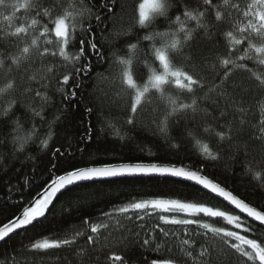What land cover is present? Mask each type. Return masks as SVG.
Wrapping results in <instances>:
<instances>
[{"label":"snow or ice","instance_id":"obj_1","mask_svg":"<svg viewBox=\"0 0 264 264\" xmlns=\"http://www.w3.org/2000/svg\"><path fill=\"white\" fill-rule=\"evenodd\" d=\"M125 17L128 22L117 27L116 20ZM110 23L112 30L105 35ZM201 40L210 48L223 43L224 52L211 58L197 46ZM93 59L107 64V75L94 73ZM237 71L249 73L264 90V0H134L132 4L100 0L99 5L95 0H0V74L5 77L0 83V146L11 144L12 158L23 155L34 161L37 157L27 149L35 144L49 161L41 190L26 202L17 198L12 205L16 211L0 221V244L10 243L15 236L30 241L5 254L0 264H21L17 257L25 251L43 258L52 250L75 251L76 264L93 259L99 264V253L108 247L99 241L113 234L124 248L109 249L106 264H264V204L253 203L215 173L206 172L204 163L195 168L182 160L165 164L95 159L82 164L75 162L70 145L54 143L62 112L73 101L81 103L77 89L83 78L98 75L114 89L102 103L109 111L120 112L131 131L142 126L143 114L148 112L164 142L178 152L181 143L170 129L181 125V135L191 140L202 161H225L230 169L242 154L239 162L244 172L264 190V155L253 158L246 142L238 139L249 125L250 109L243 96L236 98L228 91ZM51 75L59 76L56 91L61 105L49 120L45 109L52 102L47 90ZM210 75L213 83L207 87ZM216 97L224 99L223 107ZM202 99L212 100L211 111ZM258 104L260 116L250 125L254 129L250 139L264 143V99ZM84 111L90 117L93 108L86 106ZM230 111L235 113L231 118ZM107 126L119 135L110 119ZM80 140L85 147L92 141L90 121ZM148 154L156 155L150 148ZM6 158L0 153V171L7 170ZM143 177L174 178L173 184L196 189L194 197L210 196L224 206L197 198L133 196L110 201L111 206L98 214H83V229L69 233L53 228L58 197L72 193L70 201L83 211L91 196L98 195L89 189L127 185ZM24 186H30L27 179ZM13 188L23 195L22 186L8 185L9 199ZM153 217L157 223L149 224ZM193 237H202L203 242L198 244ZM81 238L89 247L73 249ZM172 240L177 242L179 259L162 255V249L172 250ZM89 249L96 253L94 257ZM147 252L156 258L149 259ZM35 255L31 261L24 257V264H38Z\"/></svg>","mask_w":264,"mask_h":264},{"label":"trees","instance_id":"obj_2","mask_svg":"<svg viewBox=\"0 0 264 264\" xmlns=\"http://www.w3.org/2000/svg\"><path fill=\"white\" fill-rule=\"evenodd\" d=\"M50 2V0H49ZM129 4H132L134 0H128ZM195 2V0H193ZM95 3L99 5L100 0H95ZM103 9L101 13H103ZM130 11V8H129ZM127 17L123 21L117 19L116 26L126 24ZM113 25L109 24V29L105 35L112 30ZM99 39V36L97 37ZM197 46L200 47L211 58H214L217 53L224 52V44L218 43L215 47L210 46L204 41H197ZM77 47H79L77 43ZM250 67H253L251 63ZM94 73H104L107 75V64L105 62L97 63L93 59ZM255 70V69H254ZM13 75H17L13 73ZM5 77L0 74V83H3ZM18 79V76H17ZM51 83L47 89L49 95L52 97L51 104L45 109V115L47 119H52V114L60 110L61 98L56 91L58 87L57 81L58 75H51L49 77ZM70 81V85H71ZM213 78L210 75L206 82L207 87H211ZM114 91L113 86L107 80L100 79L98 75H91L83 78L81 88L77 89V100L68 104L67 110L62 112L60 120L56 124L57 136L54 138L56 146L64 145L65 147L71 146L73 154L76 155V161L79 163H85L89 160H106L115 163L119 162H135V161H155L160 163H169L175 161H184L186 164H190L192 167H198L201 163L205 164V171L212 174L215 173L217 178L223 183L227 184L230 188L240 193L243 197L253 201V203L264 204V190L257 186V181L253 180L250 174L244 172L243 164L239 161L242 159V154L238 155L237 161L234 162L232 168H226L225 161H221L219 164L214 162L202 161L198 149L193 145L190 139L181 135L183 127L181 125L173 126L170 129L171 135L176 136L180 143L181 149H170L164 142L161 134L158 133L157 128L151 121L154 119L152 114L146 112L142 117V126L136 131H131L129 126L124 122L122 114L115 108L109 111L108 106L102 102L105 100V94H111ZM228 91L233 96L239 98L243 96L245 100L246 108L250 109L246 119L249 125L245 127L244 131L238 138L240 143L246 142L248 151L255 159H260L264 155V143L259 140L250 139L254 129L250 126L255 124L259 120V104L258 102L264 99V90L259 89L256 86V82L250 77V74L244 71H237L234 73ZM221 107L224 106L225 101L223 98H215ZM67 103V102H65ZM204 107L212 109V100H203ZM92 107L93 113L89 117L85 111V107ZM162 111V108H161ZM215 114V113H214ZM235 115V113L229 112V118ZM111 120L116 128L119 129V135L116 134L113 128L107 126L108 120ZM92 124V141L85 147V144L81 142L80 137L86 132L88 122ZM191 127V125H189ZM47 128V125H44ZM103 129V130H101ZM121 136L124 138L121 139ZM214 148L217 147L215 140L212 141ZM11 144L7 146H0V153L7 157L4 161L6 171H0V221L6 220L16 209L12 207L16 203L17 198L21 202H26L31 199L38 191L41 190L40 186L44 180L47 179V168L49 167L48 157L45 153L39 151V148L35 144H30L27 151L33 156L37 157L34 161L25 160L23 155H19V159L12 158ZM77 148H83L84 152L77 153ZM151 149L155 156L148 154V149ZM225 151L223 154L227 156V146H224ZM63 151V149H62ZM91 154V155H89ZM25 179L28 180L30 186H24ZM8 185L22 186V192H18L15 188L12 189L11 199L8 196ZM90 193H98V195H92L90 201L83 205V211L77 210L76 204L70 201L69 196L58 197L60 203L56 205L55 219L56 224L53 228H60L72 232L74 229H83L81 223V216L85 213L98 214L101 208L110 207L111 202H123L133 196L148 198L155 195H161L166 198H180V199H202L208 203L217 204L220 207L224 205L220 204L219 200L212 199V197L204 196L201 194L199 197H194L193 194L196 189L186 186V184H173L171 178L166 181V178L151 177V178H135L132 179L127 185H111L103 186L97 185L96 188L89 189ZM55 203V202H54ZM71 203V206H69ZM61 207L64 208L63 214H61ZM51 219V218H50ZM149 224L157 223L156 219L150 218ZM166 228H173L174 226H165ZM45 234H50L46 230ZM39 238V237H37ZM197 240V243H202V237H193ZM29 239L25 236H15V238L8 244H0V258L5 254H12L15 250L20 249L21 244L27 245ZM173 245L172 250L169 252L166 249H162V255L172 256L177 259L180 258L179 248L175 240L169 241ZM101 246L108 245L100 252L101 260L99 264H106L104 256L107 255L109 249L111 251L120 252L123 251V243L113 234L106 240L101 239L99 241ZM89 247L84 243V239L81 238L77 245L73 246V249L79 247ZM93 257L96 253L91 252ZM139 252V249H136ZM35 254L24 252L21 257H17L24 264V257H27L29 261L33 259ZM149 259L156 258V254L153 252L145 253ZM67 257V260L64 259ZM38 264H76L77 257L75 251L67 250H52L49 254H46L43 258L35 255ZM89 264H96L93 259ZM183 264V261L181 262Z\"/></svg>","mask_w":264,"mask_h":264},{"label":"water","instance_id":"obj_3","mask_svg":"<svg viewBox=\"0 0 264 264\" xmlns=\"http://www.w3.org/2000/svg\"><path fill=\"white\" fill-rule=\"evenodd\" d=\"M143 178H146V177H143ZM147 178H151V177H147ZM160 178H163V177H160ZM171 179H174V178H171Z\"/></svg>","mask_w":264,"mask_h":264}]
</instances>
